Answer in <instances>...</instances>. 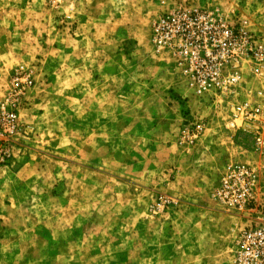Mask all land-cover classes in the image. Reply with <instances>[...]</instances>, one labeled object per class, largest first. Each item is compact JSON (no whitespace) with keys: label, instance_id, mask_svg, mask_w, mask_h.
I'll return each mask as SVG.
<instances>
[{"label":"rangeland","instance_id":"374dc122","mask_svg":"<svg viewBox=\"0 0 264 264\" xmlns=\"http://www.w3.org/2000/svg\"><path fill=\"white\" fill-rule=\"evenodd\" d=\"M176 8L264 31V0H0V111L32 80L0 126V264H231L249 222L212 192L237 148L150 42Z\"/></svg>","mask_w":264,"mask_h":264},{"label":"built area","instance_id":"2783aa9c","mask_svg":"<svg viewBox=\"0 0 264 264\" xmlns=\"http://www.w3.org/2000/svg\"><path fill=\"white\" fill-rule=\"evenodd\" d=\"M150 42L181 86L206 96L236 152L220 167L213 199L247 218L231 264H264V31L248 16L232 20L218 8H176L158 15ZM32 80L11 78L0 126L13 131L18 95ZM199 122L184 130L192 142Z\"/></svg>","mask_w":264,"mask_h":264}]
</instances>
